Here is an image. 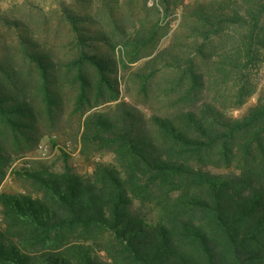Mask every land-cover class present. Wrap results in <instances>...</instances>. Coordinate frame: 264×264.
<instances>
[{
  "label": "trees",
  "instance_id": "trees-1",
  "mask_svg": "<svg viewBox=\"0 0 264 264\" xmlns=\"http://www.w3.org/2000/svg\"><path fill=\"white\" fill-rule=\"evenodd\" d=\"M77 1L83 10L65 14L75 54L63 67L76 89L81 152H110L113 159L91 160V171L80 173L62 152L60 169L37 161L15 171L28 189L0 192V264H264V88L239 117L196 97L205 84H230L231 105L239 108L255 92L250 72L264 53V0H196L185 8L196 55L166 65L176 79L165 95L174 93V102L187 107L146 117L135 105L115 102L82 121L85 106L116 101L119 93L116 60L98 45L112 51L111 36L101 27L90 33L84 26L93 20L84 11L90 0ZM178 1L162 0L163 7ZM112 5L103 6L104 14L134 62L153 48L160 27L126 33ZM18 37L36 84L29 94L10 57L0 60V182L13 161L2 137L9 132L18 147L36 120L35 98L51 121L60 105L59 66L27 36ZM210 62L215 73L205 74ZM156 70L138 75L143 94Z\"/></svg>",
  "mask_w": 264,
  "mask_h": 264
},
{
  "label": "rangeland",
  "instance_id": "rangeland-1",
  "mask_svg": "<svg viewBox=\"0 0 264 264\" xmlns=\"http://www.w3.org/2000/svg\"><path fill=\"white\" fill-rule=\"evenodd\" d=\"M114 4L111 1L90 0V6L86 11L93 19L90 24H84L94 33L100 30V27L106 34L111 36L115 47L112 51H106L103 42L98 41L99 50L103 56L109 54L114 57L117 64V87L118 99L106 103H99L93 100L90 105L83 108L85 114L92 111H104L108 108L113 109L115 102H125L135 105L147 117L154 113L160 115L174 114L179 108L187 107L191 103L176 104L174 93L166 96L165 93L175 81L174 71L167 68L171 59L176 56L186 57L189 52L191 56L196 55L189 51L191 37H188L189 29L187 28V13L185 8L191 6L196 0H179L177 4H172L167 10L163 7L162 0H116ZM210 2L211 0H200ZM77 0H0V60L10 57L14 67L20 72V77L27 80L30 87L29 94H34V85L36 73L33 68L24 62L19 54V34L27 36L30 43L35 45V50L44 53L50 57L60 71V88L59 93L60 105L56 108L59 110L55 120L51 121L44 111V104L40 98H35L34 107L37 113L36 120H31L33 127L25 130V134L20 138L18 147L12 143L10 133L2 137L6 142L7 151L11 154L13 161L7 167L5 175L0 182V192H26L28 187L23 184L22 179L16 177L15 171H21L25 157H30V165H35L37 161L44 163H53L55 169L63 166L62 152L69 155L68 164L71 168L80 173L91 171V160L112 161L113 155L110 152L95 151L86 149L82 153V144L80 140V131L82 126L78 124L80 111L75 112L74 95L76 93L68 76H65V67L63 64L71 59L75 54L73 47V34L70 25L65 17L66 12L83 10ZM128 3V4H127ZM105 4H114V18L119 25H123L126 33L131 31H148L152 23L157 22L160 27L158 38L152 49L145 54L139 52L134 62H129L130 55L125 54L124 39L114 29V25L108 21L104 14L103 6ZM16 19L20 25L18 28L8 26L4 18ZM219 47V46H218ZM218 49V48H217ZM216 49V50H217ZM163 50V51H161ZM214 52L217 56L220 54L219 49ZM160 53V54H159ZM156 55V56H155ZM196 60L199 57H195ZM120 61H124L122 67ZM152 69H157L156 74L148 80L147 94L139 90V76L147 75ZM205 74H214L215 71L211 62L206 67L203 66ZM88 72L91 73L90 68ZM251 81L255 85V92L239 108L231 105L230 84L204 85L201 91H198L197 102L205 100H215L219 105L225 107L228 115L233 117L241 116L245 110L255 103L258 92L264 88V53L258 60L257 64L251 70ZM230 83V82H229ZM175 85V84H174ZM80 123V122H79ZM78 129V132H77ZM29 141L36 140L33 145L26 142L27 136ZM75 135V136H74ZM26 138V139H25ZM46 142L48 151L40 158L34 157L36 146ZM20 153H13L17 148H24ZM0 215V222H1Z\"/></svg>",
  "mask_w": 264,
  "mask_h": 264
},
{
  "label": "built area",
  "instance_id": "built-area-1",
  "mask_svg": "<svg viewBox=\"0 0 264 264\" xmlns=\"http://www.w3.org/2000/svg\"><path fill=\"white\" fill-rule=\"evenodd\" d=\"M48 151V144L46 142L39 143L34 150V157L40 158ZM25 168L30 166V157H25L22 164Z\"/></svg>",
  "mask_w": 264,
  "mask_h": 264
}]
</instances>
